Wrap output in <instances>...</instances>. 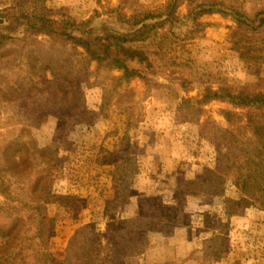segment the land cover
Segmentation results:
<instances>
[{
  "label": "rangeland",
  "instance_id": "rangeland-1",
  "mask_svg": "<svg viewBox=\"0 0 264 264\" xmlns=\"http://www.w3.org/2000/svg\"><path fill=\"white\" fill-rule=\"evenodd\" d=\"M21 1L0 0V9ZM165 1L45 5L62 32L117 5L131 12ZM178 2L174 26L113 50L126 68L91 58L88 40L31 35L13 18L0 28V223L20 225L13 264H65L82 228L96 264H264V210L230 179L209 178L251 139V120L264 121V106L251 101L264 93V22L251 28L264 0ZM200 2H221L250 24L196 12ZM9 34L26 39L1 42Z\"/></svg>",
  "mask_w": 264,
  "mask_h": 264
},
{
  "label": "trees",
  "instance_id": "trees-1",
  "mask_svg": "<svg viewBox=\"0 0 264 264\" xmlns=\"http://www.w3.org/2000/svg\"><path fill=\"white\" fill-rule=\"evenodd\" d=\"M179 0H166L157 8L140 7L133 9L131 12L123 11L120 5L109 8L105 17L100 21H93L92 18L82 21H71L68 23L65 30L57 31L53 20L49 14L50 10L45 5V0H23L21 3L14 4L9 7L0 9V28L1 30L8 27L3 25L4 22L13 18V22L22 23L26 27V31L32 34L45 33L49 35H64L68 39L79 44H86L89 41V46L86 45V51L89 56L96 60H103L113 62L116 67L126 68L125 65L120 64V60L113 56V50H117L122 44L126 42L143 40L151 32L160 29L166 25L174 26L177 21L176 9L179 6ZM36 2H42L43 6H36ZM35 5H33V4ZM196 12H221L225 15H231L233 18L250 24L246 15L241 14L238 10L230 7H225L221 2L219 3H206L200 2L195 6ZM12 22V24H13ZM264 22V11L257 12L253 20H251V28L255 29L259 25L253 24ZM15 27V26H14ZM15 27V28H16ZM11 30V29H10ZM13 30V29H12ZM14 32V30H13ZM11 33V31H9ZM17 40L24 43L26 38H20V35L9 34L3 36L1 42L9 40ZM44 68H55V65L46 62ZM34 66V65H33ZM45 70V69H44ZM31 74L39 75V69L35 66L30 69ZM43 74L46 76L45 71ZM47 81H51L47 77ZM6 83H10L6 79ZM16 83V82H14ZM13 86L10 83L8 86ZM23 88V87H21ZM27 94L23 91L22 95L17 93L14 97L24 98ZM6 98L8 93H5ZM12 97H8L10 99ZM254 104L264 106V93L258 94L251 98ZM226 160H231V163ZM227 163L225 171L222 174H209V178L217 181L220 177L224 176L230 179L232 183L241 191L243 195L250 197L254 203L264 210V121L257 119L251 120V139L246 140L239 147V153L231 156H224L219 158V162ZM129 159L125 160L127 164ZM122 168H119V171ZM213 172L212 170L209 171ZM208 176L203 183L208 181ZM121 179V178H119ZM42 186V190H45ZM41 191V189H40ZM47 193V191H45ZM42 206H32V209L38 210V215H42ZM9 217V214L6 215ZM19 219L17 216L16 220ZM4 223H0V238L4 239L0 249V264H13L12 244L19 236V222H13L4 219ZM42 218L37 222V232H44L46 228L41 225ZM153 228H158L156 224L152 225ZM161 231L165 226L159 227ZM19 232V233H18ZM90 231L86 228L78 230L73 236L71 242L68 244V251L65 257V264H72V258L80 256L79 261L84 264H96L95 260L90 255ZM142 236H145L142 234ZM130 243V242H129ZM131 248L137 250L141 245L136 240L131 241L129 244Z\"/></svg>",
  "mask_w": 264,
  "mask_h": 264
}]
</instances>
